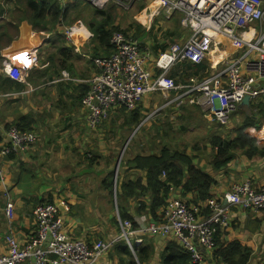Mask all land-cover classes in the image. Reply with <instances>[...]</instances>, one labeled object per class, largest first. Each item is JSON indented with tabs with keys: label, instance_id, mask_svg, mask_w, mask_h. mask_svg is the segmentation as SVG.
Instances as JSON below:
<instances>
[{
	"label": "built area",
	"instance_id": "obj_1",
	"mask_svg": "<svg viewBox=\"0 0 264 264\" xmlns=\"http://www.w3.org/2000/svg\"><path fill=\"white\" fill-rule=\"evenodd\" d=\"M84 1L100 8L110 2ZM176 13L182 15L181 25L189 29L190 34L172 41L167 50L155 54L150 41L130 40L125 33L117 31L111 37L114 53L94 59L100 69L98 73L85 79L63 70L51 83L91 85L82 99V107L87 111L92 128L106 120L112 108L133 110L144 97L155 92L173 93L175 98L171 102H176L177 106L180 107L183 101L198 105L209 121L229 125L231 116L246 96L250 100L264 96V31L257 37V30L264 27V1L150 0L144 8L145 24L150 28L161 14L170 19ZM259 23L260 26H255ZM82 27L81 23L65 27L66 37L78 52L79 43L85 37L79 29ZM247 33L248 37L245 36ZM231 40L245 47L244 52L234 58H223L222 66L214 68L207 77H192L184 84L170 75L174 66L184 62L198 64L206 59L223 57L222 47ZM40 62L39 47L30 45L4 55L3 72L31 90L29 79ZM14 95L0 92V97ZM260 132L259 141L264 138V128ZM36 140L37 134L33 131L9 127L5 135L0 136V174L3 173V157L26 151ZM175 195L171 194L166 200L158 221L141 223L140 229L136 230L131 220L120 219L121 235L118 238L92 243L67 234L62 214V209H69L66 199L41 202L34 209L36 232L24 244L15 234L7 235L6 251L0 252V264H97L119 239H124L135 252L134 244L141 242L135 239L137 231L172 237L188 250L194 264H207L206 252L214 251L217 233L230 226L233 207L264 210V185L256 186L252 179L233 183L222 198L212 196L198 203L180 193ZM14 209V203L9 201L6 215L10 220L14 217Z\"/></svg>",
	"mask_w": 264,
	"mask_h": 264
},
{
	"label": "crops",
	"instance_id": "obj_2",
	"mask_svg": "<svg viewBox=\"0 0 264 264\" xmlns=\"http://www.w3.org/2000/svg\"><path fill=\"white\" fill-rule=\"evenodd\" d=\"M142 1L146 2L150 0ZM71 4H74L72 0ZM142 8L143 6H138L136 8L135 19L137 21L141 15L139 12ZM9 11L10 9L7 7L4 13L0 15V21L11 23L8 25V29L14 33L13 38L15 36L16 38H14L11 43H9L8 39L5 37L0 39V92L3 94L12 93L15 95L11 97H0V136H4L7 129L13 125L20 116L25 114L34 116L35 119L33 120H36L34 126L35 130L38 129V132H35L37 134L36 142L26 151L13 153L2 159L3 173L0 174L1 253L6 251L5 238L10 233L15 234L22 244L26 243L27 240L34 235L36 232L34 209L40 202L50 200L51 198H53V202H58L63 198L69 202V209H62L66 232L69 236L85 239L89 243L97 240L118 238L121 235V218L117 206V183L114 181L113 197H111L109 190L103 183L105 165L107 172L110 169H114L116 172V167L122 151L124 149L126 150L129 144V147L132 144L133 148H135V150L129 149L130 155H135L142 149L147 152L150 151L147 148L152 145V138L150 135H152L154 131H161L163 133V140L159 142L161 143L160 146L166 145L172 149H185L190 154H193L191 152L197 150V148L199 149L200 146L202 147L194 164L217 178L218 184L213 186L211 190V195H213V197L222 198L231 185L240 180L252 179L256 186L264 185V157L261 156L253 159H246L244 156H241L232 165H228L225 170L221 172H216L213 169L207 155L209 151H206L211 145L209 140L210 136H205V134L208 133L207 130L205 132L203 131L209 122L206 121L208 120L206 113L198 105L191 104V106L195 105L201 109V111H199L201 118H198L200 126L196 127H201L202 136H195L192 139L191 136H193V131L189 126L183 133V137L186 138L188 136L190 140L184 141L185 139L179 136L181 139L177 138V142L174 141L175 137L172 138V136L176 133L178 128L176 123L177 115L176 113H171V109H169L164 123L160 126L149 124L148 126H151V128L149 127L150 130L145 129L144 137L141 138L142 132L139 137L136 138L137 132L133 129L129 138L133 133L134 134L130 140L129 138L127 139V142L128 140L129 142H126L123 149L120 135H117V138L114 136L112 140H110L104 132L103 124H99L96 128L90 127L87 119V111L82 107L81 103L76 100L77 85H70L71 83L64 82L58 84L54 83L55 85L52 86H38L37 88L31 85V90H28V88L23 91L14 89L3 90L1 86L5 87L2 83L3 79L6 77L2 70V59L4 55H9L17 50L35 45L39 47L42 58V55L47 54L48 48L52 49V52L56 51L52 40L57 38L56 34L53 33L37 32L27 21H23L19 24V32L16 33L14 28L15 21L9 16ZM141 12L144 13V10ZM145 18L146 16L143 14L142 19L144 22L142 25H144L147 31H150L153 25L151 24V27L148 28L149 24H145ZM76 23H78V21L74 24ZM156 29H159V27ZM183 29L184 27L180 24V30L182 32L184 31ZM60 30L63 37L67 39L66 45L74 49L73 43L66 37L65 27ZM261 31H264V27L257 30L258 34L261 33ZM189 34L187 35L189 36ZM187 35L183 34L181 38H187ZM245 36L248 37L249 33L245 34ZM91 37L92 34L88 37H84L80 41V53L83 46L86 42H89ZM229 42L230 41H227L222 47L223 57L204 60L210 64L213 72L214 68L222 66L221 60L223 58H234L244 52V47L240 45L231 47L229 46ZM241 48H244V50ZM75 51L78 52L76 48ZM83 53L82 55L85 58H92L89 46L85 47ZM85 58L84 60H86ZM43 59L45 58L41 60ZM78 62L81 65L75 67L76 71H74V75H76V77L89 79L96 73L95 70H91L86 66L85 61L79 60ZM51 66L50 73L56 69V64L53 63ZM43 67L42 62H40L35 70L47 68ZM61 87H63V89ZM155 93L146 101L147 109H149L148 107L150 104L153 105V101H156L157 96ZM162 95L171 97L165 103H176L171 102L175 98L173 93L165 94L162 92ZM252 101L254 100H250L249 104H243L242 102L239 105V109L243 110L242 108H245L250 111L249 105ZM255 101L257 102V99ZM51 105L57 107L56 110L55 108L51 109ZM161 106H163V104L158 105L154 103L150 109ZM121 109L120 107L112 108L111 123L114 124L116 128L124 127V129H132L133 125L130 119V113H124ZM173 109H175V107H173ZM163 110L164 109L161 111ZM158 111L154 110V113L152 112L151 114L156 115L161 112L157 113ZM186 111L189 114L191 110L186 108ZM202 123L203 125H201ZM262 128H264V123ZM47 131L51 134H47L46 136ZM173 131L175 132L173 133ZM137 139L140 140L138 148L134 147V141ZM181 140L184 144L187 142V146H172L174 143L180 145ZM259 142L264 144V142ZM189 143L192 144L189 145ZM126 152L124 151L123 156ZM91 161L94 162L91 163ZM98 166L101 167V170L97 169ZM233 170H235V172ZM230 172L231 174L229 175ZM83 173L89 175L97 174L101 177H98L97 183L88 182L87 184L78 185L80 182H83ZM128 173L131 175V178L144 174L141 169H133ZM25 174L27 178H24ZM60 175L70 178V180L68 178L69 181L67 185L63 186L61 183L57 182L52 183V177L57 178V176ZM75 184L78 186H75ZM172 195H175V193H172ZM191 198L190 195L187 197L189 200ZM9 201H12L15 207L14 217L11 220L6 215V206ZM36 201L38 202L34 204ZM116 209L119 217L116 215ZM131 212L135 214L134 209H132ZM135 221L138 224V228L136 229L138 230L141 227V223L149 224L150 222L158 220L153 219L151 213L147 210L141 215L136 213ZM116 222L119 223L117 224ZM220 232V239L222 242L226 243L233 240H240L251 249L249 264H264V210L254 211L252 209L233 207L230 213V226ZM135 239H140L141 242H137L134 246L141 247L145 244V246L153 251L150 259L145 260L144 264H163V257L166 255L169 243L171 241L177 243L172 237L154 236L140 231H137ZM125 244L128 245L126 242L122 241V239H119L107 253L99 258L97 264H141L135 252L131 253L133 258L130 254H124L123 247ZM212 254L213 253L206 252L205 258L207 264H221L214 254Z\"/></svg>",
	"mask_w": 264,
	"mask_h": 264
},
{
	"label": "trees",
	"instance_id": "obj_3",
	"mask_svg": "<svg viewBox=\"0 0 264 264\" xmlns=\"http://www.w3.org/2000/svg\"><path fill=\"white\" fill-rule=\"evenodd\" d=\"M81 1L73 0V5L66 6H63L58 0L0 1V15L9 7V16L15 21L14 28L16 33L19 32V24L27 21L37 32L56 34L57 38L52 40L56 51L46 52L47 58L41 60V62L47 68L36 69L31 73L29 79L31 85L34 84L37 87L52 85L54 83L51 82L57 79L63 70H67L71 75H74V71H76L75 67L81 65L77 60H81L84 53L76 52L75 48L68 47L66 45L67 41H62L60 30L61 28L72 26L78 20L77 17L73 16V13L79 11L82 4L88 3ZM77 4H79V7ZM91 11L93 17L89 23V27L93 36L91 37L89 49L92 53V58L86 60V66L89 68H97L94 62L96 57L110 56L114 53V48L111 44V37L114 32L122 31L130 40L150 41L155 54L167 50L170 42L175 40L174 38L181 39V36L184 34L180 30L182 15L179 13H176L178 15L174 14L170 19L166 20L167 24L162 27L163 29L160 31V34L157 35L156 33L153 34V28L147 31L140 24H130L127 28H123L115 12L112 10L94 8ZM10 24V22L0 21V39L5 37L9 43L16 38V36L13 38L14 33L8 29V25ZM134 27H137V29H134ZM53 63L56 64V69L50 73L51 64ZM98 71L100 69L97 68L95 72L98 73ZM211 72L213 70L208 62L204 61L198 64L184 62L175 66L170 75L178 83L182 82L186 84L189 82L186 79L192 77L203 79ZM5 76L2 84L6 88L1 86L3 90L14 89L23 91L26 89L23 83L11 79L6 74ZM70 85H77L76 100L82 105V99L90 89V85L80 82L71 83ZM61 88L63 89V87ZM249 106L251 112L246 113L243 123L232 128L236 132L233 138H229L227 134L217 133L216 130L210 135L209 140L215 152L213 150L209 151L208 157L210 165L216 172L225 170L228 165H232L241 156L248 159L259 156L264 157V144L260 143L258 139L264 123V96L259 97L257 102L255 100L252 101ZM120 108L127 109L124 107ZM195 108L200 109L198 107ZM238 111L242 112L241 109ZM196 113L191 110L188 114L186 109H183L178 117L180 121L184 117L186 120L194 121L196 125H200L199 120H195V116L198 119ZM141 116L140 109L138 108L130 112L132 123L139 124ZM33 119H35L33 115L25 114L20 116L11 126H16L22 131L35 132L34 124L36 120ZM138 141L140 140L134 141V147L138 148L140 143H137ZM160 144L156 145L152 139V145L147 148L150 151L139 152L131 156L130 153L126 152L117 173L114 169H110L108 172L105 170L103 183L109 190L111 197H113L114 181L117 183V206L120 218L122 220L129 219L133 221L135 229L138 228V224L135 221L136 213L141 215L148 210L153 219L159 220L160 211L172 193H180L182 197L190 195L192 197L190 201L198 203L199 201L211 198L213 196L211 195V190L213 186L218 184L215 176L194 164L195 159L199 155L198 153L190 154L185 149H172L166 145L160 146ZM197 150L200 151L201 148H197ZM93 162L91 161V163ZM133 169H141L144 174L131 178L128 172ZM37 202H34V204ZM44 202L52 203L53 198ZM132 209L135 210V214H132ZM116 223L118 224L119 222ZM220 233V231L217 233L216 247L212 252L219 262L221 264H249L251 249L240 240L222 242ZM134 249L141 264H144L145 260H149L153 254V251L145 246V244L141 247L134 246ZM123 252L124 254H130L133 258L131 254L132 250L128 245H124ZM163 264L194 263L187 249L171 241L166 255L163 257Z\"/></svg>",
	"mask_w": 264,
	"mask_h": 264
},
{
	"label": "rangeland",
	"instance_id": "obj_4",
	"mask_svg": "<svg viewBox=\"0 0 264 264\" xmlns=\"http://www.w3.org/2000/svg\"><path fill=\"white\" fill-rule=\"evenodd\" d=\"M1 1V0H0ZM58 1H60V3L63 5V6H66V5H72L71 4V0H58ZM73 1V0H72ZM82 1H84V0H82ZM81 1V2H82ZM264 1V0H263ZM84 2H86V1H84ZM149 4V1H146V2H143L142 0L141 1H133V0H126V1H120V0H110V2H109V4L107 5V6H104V7H102V8H100V7H95V6H93V5H90V4H88V3H86V4H82V6H81V9L79 10V11H76V12H74L73 13V16L74 17H77L78 18V23H82L84 26L82 27V28H79L80 29V31L83 33V35L85 36V37H88L89 35H91L92 34V32L90 31V30H88V28L90 29V27H89V23H90V21L92 20V17H93V15H92V9H94V8H98V9H101V10H112V11H114L115 12V14H116V16H117V19H118V21H119V23L121 24V26L123 27V28H127L130 24H136V25H138V24H141L142 25V23L144 22L143 21V19H142V15L144 14L143 12H141V11H143L144 10V8L147 6ZM76 6V5H75ZM77 6L79 7V4H77ZM140 7V6H143V8H142V10L139 12V14L141 13V15L139 16V18H138V21L135 19V13H136V8L137 7ZM175 15H178V14H175ZM163 16H165V14H161L160 16H158L155 20H154V22L152 23V25H153V34L154 33H156L157 35H159L160 34V31L163 29L162 27L163 26H165L166 24H167V21L166 20H168V19H165ZM174 16V15H173ZM84 22V23H83ZM77 24V23H76ZM75 25V24H74ZM74 25H72V26H74ZM72 26H69V27H72ZM255 26H260V23L259 24H257V25H255ZM263 26H264V20H263ZM142 27L143 28H145L144 27V25H142ZM157 27H159V29H156ZM134 29H137V27H134ZM184 31H183V33L185 34V35H187V34H189V29H186V28H184L183 29ZM43 33H45V32H43ZM90 33V34H89ZM148 34V33H147ZM92 36H93V34H92ZM188 36V35H187ZM186 36V37H187ZM260 36V33L257 35V37H259ZM61 38H62V41H67V39L65 38V37H63V35L61 36ZM175 40H178V39H175ZM90 43H91V39L89 40V42L87 43L86 42V44L83 46V49H82V51H81V53L85 50V47H88L89 45H90ZM236 45H240V44H238L237 42H235V41H233V40H231L230 42H229V46H231V47H233V46H236ZM240 46H242V45H240ZM243 47V46H242ZM245 48V47H244ZM244 48H241L242 50H244ZM48 51H53L52 49H50V48H48L47 49ZM78 54H80V53H78ZM91 57V56H90ZM42 58H47V54L45 55H42ZM41 58V55H40V59H42ZM84 56L81 58V60H83V61H85L86 62V60L88 59V57H86L85 59L86 60H84ZM77 62H78V60H77ZM79 63V62H78ZM91 70H96L97 68L96 67H92V68H90ZM2 70H3V66H2ZM73 75V74H72ZM73 76H76V75H73ZM177 79V78H176ZM190 79L191 78H189V79H186L187 81H190ZM185 80V81H186ZM178 81H180L179 79H178ZM89 84V83H88ZM33 85V87L34 88H37V86H35L34 84H32ZM52 85H55V84H52ZM52 85H41L42 87H44V86H52ZM41 86H39V87H41ZM90 87H91V85H90ZM153 94V93H152ZM152 94H149V95H147L146 97H144L143 98V100H141L139 103H138V105L133 109V110H136L137 108L138 109H140V113H141V111H142V116H141V118H140V123L139 124H135V123H132V129L130 128V129H124V127H120V128H116L115 126H114V124H112L111 123V115H112V111H110V114H109V117L106 119V120H104V121H102L101 122V124H103L104 126H103V129H104V132H105V134L107 135V138H109L110 140H112V138L114 137V136H116V138L118 137L117 135H120L121 136V144H122V148L124 149V147H125V145H126V142H127V139L129 138V135H130V133H131V131L134 129L135 130V132H137L136 134H137V137L136 138H138L139 137V135L142 133V135H141V138L142 137H144L145 136V129H147V130H150V128H151V126H148L149 124H155V125H158V126H160V125H162L163 123H164V121H165V119L167 118V114H168V110L169 109H171V113L173 112V113H176V123H177V126H178V128H177V130H176V133L175 134H173L175 131H173V136H172V138L173 137H175L174 138V141H176V139L177 138H180V137H183V133L186 131V128L187 127H189L190 126V129L193 131V136H191L192 137V139L195 137V136H202V129H201V127L200 128H198V127H196V126H200V125H196V123L194 122V121H189L188 119L186 120L184 117H183V119H182V121H180V119H179V115L182 113V111H183V109H186V107H188L189 108V110H193V112H195V110H196V115L198 116V118L200 117V112L199 111H201V110H199V109H196L195 107V105H193V106H195V107H193V106H191V104L189 103V102H187V101H183L181 104V106L179 107V106H177V103H169V104H167V103H165L168 99H170L171 97L170 96H168V95H166V96H164V95H162V92H157V93H155V95L157 96L156 97V101H153V105H154V103L155 104H158V105H160V104H163V106H161V107H157V108H152V109H150L153 105L152 104H150L149 105V109H147L146 108V101H148L149 100V97L152 95ZM175 107V109H173V107ZM51 109L52 108H55V110H56V108L57 107H54V105H51V107H50ZM125 108V107H124ZM50 109V110H51ZM121 109V108H120ZM162 109H164L163 111H161ZM238 109H239V106H238ZM243 110H242V113L241 112H239L238 110L233 114V116H231L232 118H231V121H230V123H229V125H227V126H224V125H221V124H218L217 122H215V121H209V120H206V121H208L209 123H207V127L206 128H204V132L207 130V132L208 133H206L205 134V136H210V134H213V131L214 130H216L217 131V133H222V134H227L228 136H229V138H233L234 136H235V134H236V132H234L233 130H232V128L233 127H237V126H239L240 124H242L243 123V121H244V119H245V117H246V113H250L251 111H249L248 109H245V108H242ZM133 110H128V109H121V111L122 112H124V113H126L127 112V114H129L131 111H133ZM154 110H159L157 113H159L160 111V113L159 114H151L152 112L154 113ZM56 112V111H55ZM129 112V113H128ZM173 115V114H172ZM201 118V117H200ZM195 120H199V119H197V117L195 116ZM129 124V123H128ZM210 124V125H209ZM201 125H203V123L201 124ZM145 127V128H144ZM150 127V128H149ZM179 129H181V130H179ZM119 131H120V134H119ZM126 131V132H125ZM35 132H38V129H36L35 130ZM153 132V131H152ZM189 132V131H188ZM261 133V132H260ZM47 134L49 135V134H51L49 131H47L46 132V136H47ZM180 136V137H179ZM259 136H261V134H259ZM149 137V136H148ZM150 137L154 140V143L156 144V145H158V143L159 142H161L162 140H163V133L160 131V132H157V131H154L153 133H152V135H150ZM184 138V137H183ZM150 139V138H149ZM181 139V138H180ZM185 140L184 141H186V140H190V138L187 136L186 138H184ZM263 140H261V142H264V138H262ZM140 141H138L137 143H139ZM177 142V141H176ZM181 143H180V145L179 144H177V143H174L172 146H174V147H178V146H181V147H185V146H187V142L184 144V142L181 140L180 141ZM131 143V142H130ZM192 143H189V145H191ZM130 145V144H129ZM129 145L127 146V148H126V150H124L125 152L127 151V153H129V149H133V150H135V148H133V145L131 144V146L129 147ZM129 147V148H128ZM136 147V146H135ZM147 148V147H146ZM200 148H202L201 146H200ZM213 150V148H212V145H210V148H208V149H206V151H212ZM201 151V150H200ZM200 151H198V150H194L193 152H191V153H198L199 154V152ZM202 151H204V150H202ZM139 152H146L145 150H140ZM138 152V153H139ZM213 152H215V149L213 150ZM207 155L209 156V153H207ZM131 156V155H130ZM123 158V157H122ZM125 158H127V157H125ZM244 158V157H243ZM246 158V157H245ZM247 159V158H246ZM122 160V159H121ZM90 164V163H89ZM97 169L98 170H101V167L100 166H98L97 167ZM119 169V168H118ZM104 170H106V165H105V169ZM234 172H235V170H233ZM233 171H231V172H233ZM231 172L229 173V175L231 174ZM83 176H84V179H83V182H80L78 185H82V184H87L88 182H92V183H97L98 182V177H101V176H98L97 174H87V173H83ZM24 178H27V175L25 174L24 175ZM68 176H57V178L56 177H52V183H61L63 186H65V185H67L68 184V181L70 180V178H69V180H68ZM242 181H244V180H240V181H236V182H234V183H238V182H242ZM74 183V182H73ZM78 185H76L75 184V186H78ZM116 206V205H115ZM135 211V210H134ZM117 209H116V215H117Z\"/></svg>",
	"mask_w": 264,
	"mask_h": 264
},
{
	"label": "water",
	"instance_id": "obj_5",
	"mask_svg": "<svg viewBox=\"0 0 264 264\" xmlns=\"http://www.w3.org/2000/svg\"><path fill=\"white\" fill-rule=\"evenodd\" d=\"M249 102H250V97H249V96H246V97L244 98V100H243V104H249ZM133 134H134V133H133ZM133 134L131 135V137L129 138V140L132 138ZM129 140H128V142H129ZM128 142H127V143H128ZM124 150H125V149H124ZM124 150L122 151V154H121L120 160H119L118 165H117V167H116V173H117L118 170H119L118 168H119V166H120V162H121V159H122V156H123ZM115 199H116V196H115ZM49 240H51V236H49ZM47 244H49V242H48Z\"/></svg>",
	"mask_w": 264,
	"mask_h": 264
}]
</instances>
